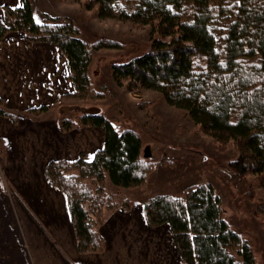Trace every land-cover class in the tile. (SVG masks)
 <instances>
[{
    "label": "trees",
    "instance_id": "1",
    "mask_svg": "<svg viewBox=\"0 0 264 264\" xmlns=\"http://www.w3.org/2000/svg\"><path fill=\"white\" fill-rule=\"evenodd\" d=\"M84 2L87 8L97 7L100 17L151 26L149 48L113 64L116 82L135 92L158 90L167 102L185 109L219 151L233 147L236 154L227 160V169L241 180L251 178L248 198L255 199L256 187L264 192V0ZM1 8L0 40L19 31L31 42L56 44L68 63L73 84L69 94L101 95L89 72L92 49L117 46L115 42L89 43L69 16L45 14L36 20L31 0ZM48 107L26 110L38 115ZM0 115L16 117L3 108L2 100ZM58 125L64 131L84 125L104 131L103 145L92 159L81 154L52 159L45 167L48 180L68 196L79 252H100L106 241L97 223L104 219L105 209L120 203L126 209L131 206L128 199L114 201L105 189L107 176L116 187L142 186L154 163L142 155L139 132L119 129L102 113L85 112ZM4 151L0 137V156ZM144 210L148 224H168L183 264H258L249 236L228 218L221 194L209 179L187 186L179 195L156 194ZM254 214L264 216V198H257Z\"/></svg>",
    "mask_w": 264,
    "mask_h": 264
},
{
    "label": "rangeland",
    "instance_id": "2",
    "mask_svg": "<svg viewBox=\"0 0 264 264\" xmlns=\"http://www.w3.org/2000/svg\"><path fill=\"white\" fill-rule=\"evenodd\" d=\"M84 1L31 0L32 9L34 8L36 15L41 20L45 14L69 16L79 27V35L89 43L106 40L109 43L115 42L117 46H103L92 49V61L89 72L94 89L101 95L93 97L73 96L69 94L72 89L61 94L56 102L42 103L49 104V107L38 115L26 109H12L3 105V108L7 111L16 113L15 118L19 114H25L35 120L57 119L58 129L63 132L64 137L66 136L62 149L60 143L55 142L53 138L44 141V139H41L43 137L38 138L37 136L36 142L39 143L34 141V149L29 151L28 155L34 156L33 159L36 158L37 161H40L43 158V154L56 153L57 149H59L61 152L65 151L67 155L52 159L76 158L81 154L86 159H92L93 157L91 156L95 147L92 148V143H90L91 131H82L74 135L69 133L74 130L80 131L89 126L93 127V125H84L64 131L59 128L58 124L64 118L77 120L85 112L89 114L102 113L109 117L119 129L129 127L139 132L143 140L142 155L145 160L153 161L154 163V169L150 172L147 182L142 186L131 188L116 187L110 177L107 176L105 182L106 191L114 196V201L122 202L128 199L131 201V206L126 209L120 203L116 207L105 209L104 219L97 223V229L106 241L105 248L107 246V238L101 231V224L112 212L130 210L123 217L118 214L113 216L111 221L115 229L111 232V235L115 234L114 237H116V230L122 227V225L118 227L119 223L122 220L126 222L128 215H131V228H125V232H120L127 236L130 235V248L132 249L136 246L142 249V245L145 243L147 255L150 254V256L161 259L164 264H174L169 259L174 257V254L171 248L172 235L168 224H149L145 230L140 227L139 223L141 222L142 224L141 215L145 214L144 204L156 194L179 195L187 186L209 179L221 194L223 207L228 218L239 230L249 236V240L254 245L258 264H264V225L261 223L264 220V216L257 217L254 214L257 198H264L262 188H255L257 194L255 199L248 198L247 193L250 190L251 178H248L249 180H241L238 176L228 172L227 169V160L236 154L233 147L229 145L225 151H219L212 136L205 133L185 109L167 102L158 90L141 89L135 92L127 89L124 84L116 82L112 74L113 64L127 61L133 56L145 52L151 43V26L136 24L116 17H100L97 7L87 8L84 6ZM36 20L38 19L36 18ZM64 56L63 53L60 54V57L63 58ZM68 74L66 83L71 81L68 78ZM59 88L56 86V89ZM2 116L14 118L11 115ZM52 144H56V146ZM5 158L6 146L4 157L0 156V182L4 190L15 202L13 207L18 209L19 218H17L21 219V224L28 225L27 217L16 200L28 212L32 213L33 209L30 208L28 201L21 196L22 194L6 178L4 172ZM50 160L45 163V167ZM25 174L32 177L28 170ZM19 179H21V176H19ZM23 227L24 225H22ZM43 228L47 229L45 225ZM119 236H122V234ZM119 242H123L122 239ZM117 247L121 249L123 244L119 243ZM29 248L32 247L30 246Z\"/></svg>",
    "mask_w": 264,
    "mask_h": 264
},
{
    "label": "crops",
    "instance_id": "3",
    "mask_svg": "<svg viewBox=\"0 0 264 264\" xmlns=\"http://www.w3.org/2000/svg\"><path fill=\"white\" fill-rule=\"evenodd\" d=\"M4 4L19 6L22 0H0V19L3 16L1 6ZM33 12L41 21L34 8ZM60 54L61 50L56 44L31 42L19 31L9 32L0 40V100L3 105L12 109H27L42 103L56 102L61 94L72 90V82L66 83L68 63L65 56L62 58ZM56 86L60 88L56 89ZM82 131H91L90 143L92 148L95 147L94 155L103 145L104 131L98 126H89L69 134ZM0 136L6 146V178L33 209L32 213L28 212L15 198L29 222L28 225L21 224L18 209L13 207L15 202L0 182V264H164L161 259L147 255L145 243L142 249L136 246L130 248V235L120 232L131 228V215H128L126 222L122 220L119 223L118 227H122L116 230L117 236L111 235L115 229L111 221L113 216L118 214L123 217L130 210L112 212L101 224V231L107 238L104 251L85 254L78 251L68 196L53 186L45 173L48 160L66 156L67 153L57 149L56 153L43 154L40 161L28 155L34 149V144L39 143L36 139L40 137L44 141L53 138L62 149L66 136L58 129L57 119L35 120L25 114H19L14 119L0 115ZM25 170L32 177L27 176ZM141 220L140 227L145 230L149 225L145 214L141 215ZM44 225L47 229L43 228ZM121 239L124 243L119 242L123 244L120 249L117 245ZM171 242L174 257L169 259L174 264H182L173 239Z\"/></svg>",
    "mask_w": 264,
    "mask_h": 264
}]
</instances>
